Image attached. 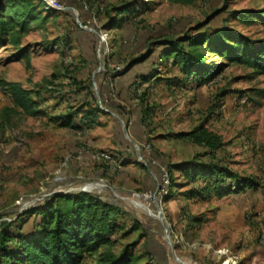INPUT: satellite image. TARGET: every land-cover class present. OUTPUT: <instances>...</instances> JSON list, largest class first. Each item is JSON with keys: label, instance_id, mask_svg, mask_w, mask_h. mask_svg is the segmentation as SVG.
<instances>
[{"label": "rangeland", "instance_id": "rangeland-1", "mask_svg": "<svg viewBox=\"0 0 264 264\" xmlns=\"http://www.w3.org/2000/svg\"><path fill=\"white\" fill-rule=\"evenodd\" d=\"M57 1L64 10L45 13L43 24L20 35V45L0 49V80L32 90L45 111L39 117L9 112L12 99L0 88V225L12 230L24 223L27 230L37 217L24 214L35 205L57 193L87 192L120 212L113 243L82 264H100L102 255L120 256L126 248L139 264H264V74L209 54L208 61L225 67L201 87L175 71L171 60L159 64L161 80L135 82L159 62L156 41L189 30L225 28L264 40V26L237 18L243 9L264 8V0ZM127 3L136 14L108 26L114 8ZM152 49L148 60L132 65ZM21 50L30 63L18 57ZM98 107L104 114L92 126L52 121ZM202 123L225 143L211 154L180 136ZM194 158L228 167L260 187L237 198L214 192L190 198L188 191L201 184L175 167ZM163 169L171 170L174 187L140 196L157 190Z\"/></svg>", "mask_w": 264, "mask_h": 264}, {"label": "trees", "instance_id": "trees-1", "mask_svg": "<svg viewBox=\"0 0 264 264\" xmlns=\"http://www.w3.org/2000/svg\"><path fill=\"white\" fill-rule=\"evenodd\" d=\"M168 1L191 4L195 0ZM59 11L50 8L45 0H0V49L10 43L20 45V35L27 34L34 26L43 24L48 18L45 13ZM113 12L108 24L111 28L121 26L122 22L136 14L132 3L115 7ZM237 18L243 25L249 26L258 22L264 26V8L243 9L238 11ZM200 30L201 27L197 29L196 34H192L189 30V33L177 39L156 41V46L161 48L158 53L159 62L155 61L152 72L139 74L135 82L146 84L161 80L162 77L156 73L159 72L158 66L171 60V67L175 71L201 87L213 81L225 67L222 61L220 63L208 61L209 54L228 62L245 65L264 74V40H256L225 28H217L215 31ZM153 52L152 49L148 55L133 60L132 65L145 62ZM18 57L25 58L30 63L26 51L21 50ZM125 72L127 68L119 75ZM175 78H178L177 82L182 81L179 77ZM0 88L7 91L12 99L13 107L7 109L9 112L19 110L29 117L45 114L32 90L24 87L20 82L0 80ZM40 96L41 94H38V97ZM100 113L104 114V111L99 107L82 111L79 109L56 116L52 121L58 123L60 127L67 128L84 127L85 124L92 126ZM78 115L82 118L80 123L77 122ZM180 136L207 148L209 154L225 145L223 139L209 130L204 123L189 132L181 133ZM175 170L183 172L192 182L201 184V187L188 191L190 198L198 195L206 196L212 192L217 197L224 198L241 195L260 187V184L252 178L241 177L228 167L211 161H201L198 158L176 165ZM168 171L171 190L174 187V178L171 170ZM119 212L118 206L92 193L54 194L25 212L26 218L37 217L31 228L24 230V223L12 230L9 223L0 225L2 228L0 264H82L88 255L113 243L112 235L119 226L117 220ZM100 264H139V256H135L129 248H126L120 256L111 252L102 255Z\"/></svg>", "mask_w": 264, "mask_h": 264}, {"label": "built area", "instance_id": "built-area-1", "mask_svg": "<svg viewBox=\"0 0 264 264\" xmlns=\"http://www.w3.org/2000/svg\"><path fill=\"white\" fill-rule=\"evenodd\" d=\"M46 4L54 9V10H64V7L57 1V0H45ZM102 39V37H101ZM104 40V39H102ZM101 156H105L104 154H102ZM106 157V156H105ZM162 184H159L158 185V188L156 191L152 192H148V193H144L140 196H143L145 198H152V197H156L157 194H162V193H165L166 192V188L169 187L170 185V174H169V171L167 169H163V175H162ZM103 187V185H102ZM93 189H99V188H92V189H89V190H93ZM88 189H84V191H87Z\"/></svg>", "mask_w": 264, "mask_h": 264}, {"label": "water", "instance_id": "water-1", "mask_svg": "<svg viewBox=\"0 0 264 264\" xmlns=\"http://www.w3.org/2000/svg\"><path fill=\"white\" fill-rule=\"evenodd\" d=\"M102 41V40H101ZM101 66H102V63H101ZM125 134H126V136H128V133H127V131L125 130ZM137 146V145H136ZM138 155H140V154H138ZM163 222H164V227H165V230H166V239H167V241L169 242V244L173 247V245H172V243H171V240H170V237H169V227H168V225H167V223L164 221V220H162ZM175 252V251H174ZM175 258L177 259V260H179V258L175 255Z\"/></svg>", "mask_w": 264, "mask_h": 264}, {"label": "crops", "instance_id": "crops-1", "mask_svg": "<svg viewBox=\"0 0 264 264\" xmlns=\"http://www.w3.org/2000/svg\"><path fill=\"white\" fill-rule=\"evenodd\" d=\"M239 195H230V196H227V197H230V198H237ZM227 197H224V198H227Z\"/></svg>", "mask_w": 264, "mask_h": 264}, {"label": "bare ground", "instance_id": "bare-ground-1", "mask_svg": "<svg viewBox=\"0 0 264 264\" xmlns=\"http://www.w3.org/2000/svg\"><path fill=\"white\" fill-rule=\"evenodd\" d=\"M160 220H164V218H162V217H161V219H160ZM171 243H172V242H171Z\"/></svg>", "mask_w": 264, "mask_h": 264}]
</instances>
